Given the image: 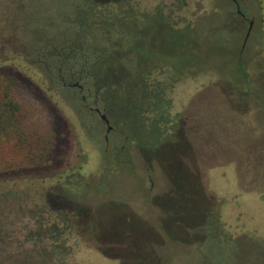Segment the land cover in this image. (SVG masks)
<instances>
[{
    "label": "rangeland",
    "instance_id": "obj_1",
    "mask_svg": "<svg viewBox=\"0 0 264 264\" xmlns=\"http://www.w3.org/2000/svg\"><path fill=\"white\" fill-rule=\"evenodd\" d=\"M131 4L0 0V264H264V0H242L246 18L229 0ZM59 32L120 52L102 64L108 144L38 61Z\"/></svg>",
    "mask_w": 264,
    "mask_h": 264
},
{
    "label": "flooded vegetation",
    "instance_id": "obj_2",
    "mask_svg": "<svg viewBox=\"0 0 264 264\" xmlns=\"http://www.w3.org/2000/svg\"><path fill=\"white\" fill-rule=\"evenodd\" d=\"M110 0H94L92 1L95 6L97 4L98 6H106V3L109 2ZM131 4V14L133 15H144V14H148V12L143 11L140 6H139V0H130ZM236 4V3H235ZM239 5V3H238ZM240 6V5H239ZM236 8H237V4H236ZM238 9V8H237ZM241 10V8H240ZM238 12V10H237ZM242 12V11H241ZM239 13V12H238ZM243 13V12H242ZM240 14V13H239ZM244 14V13H243ZM163 15V14H162ZM242 17H245L242 14H240ZM164 17V16H163ZM165 19H167V21H164L163 25L166 26L167 22H169V18L165 17ZM251 21V20H250ZM249 21V24H250ZM170 24V22H169ZM67 42L64 43V45H62L61 47H53L51 48V51L48 49L49 45L47 47H44L43 49H39L40 55L38 58V61L40 63H42L47 69H48V77L50 79L51 82H61L62 85L64 87L70 88L72 89V93L75 92L76 94L78 92H81V99L79 100L80 102V106L78 109H80L79 111H77L76 107L74 109V107L71 105L70 107L73 108V110L76 112V114L78 115V119L80 120V123L82 125V127L86 130H91L93 131V129L95 131L96 127H100L101 129L105 128V136H104V141L108 144L110 141V134L115 131V126L111 124V120L109 118V113L107 112L108 107H103V109L99 108L97 106L98 101H99V97H100V93L101 91H103V89H95L88 83V82H83V72H84V66H86L87 62L86 59L84 58V55H82V58H80L78 63L81 66L80 69L78 70H74L73 67H71L70 65H74V64H70L71 63V59H72V51H73V47H71V43L69 42L68 39H66ZM134 47L137 48L138 46V42L134 41ZM136 48H134L136 50ZM134 49H132V53H137V50L135 51ZM45 50H49V52H44ZM60 56L54 59V56ZM74 55V54H73ZM26 60L29 61H33V59L29 58L28 56L25 57ZM71 58V59H70ZM63 60H66L68 63L65 66H68L69 68L65 71H62V68L60 69L59 73L56 74V76H54V74H51L50 72H52L50 70V66L51 65H58L60 64V66H64ZM53 61L55 64H53ZM58 63V64H57ZM51 64V65H50ZM146 67V62H144V60L138 61V67ZM157 68V67H155ZM155 68H153L151 71H147V75L144 77L143 81H147L148 77L152 76V73L154 72ZM149 73V75H148ZM57 80V81H56ZM74 89V90H73ZM78 92H77V91ZM87 90L86 93L83 94V91ZM92 91H94V100L93 103L95 106L90 105V100H91V94ZM69 102V101H68ZM102 114L106 115V118L109 120V122H107L105 120V118H102ZM90 136V135H89Z\"/></svg>",
    "mask_w": 264,
    "mask_h": 264
},
{
    "label": "trees",
    "instance_id": "obj_3",
    "mask_svg": "<svg viewBox=\"0 0 264 264\" xmlns=\"http://www.w3.org/2000/svg\"><path fill=\"white\" fill-rule=\"evenodd\" d=\"M86 1L87 2L89 1L90 2V1H94V0H86ZM125 1H127V0H124V2ZM229 1L234 6L233 13H232V16L231 17L232 18H236V15L239 14L237 12L236 4L234 2H232L231 0H229ZM241 1L242 0H238V3L240 5L241 11L243 12L242 5H241ZM80 12L82 14H84L85 17H86L87 14H86V11L85 10H81ZM245 17H246V14H245ZM73 22H75L74 24L79 23L77 21H73ZM85 26H86V24H81V27L82 28H84ZM111 26L112 25L109 23L108 27H107V25L105 27H107L109 29ZM106 32H107V35L105 37L108 38L110 36V32H108V31H106ZM106 32L104 31V33H106ZM78 33L79 32L76 31L75 34L80 35ZM60 34L61 33L59 32L58 35H56V38H55L56 40L53 39V41H56V46L57 47H61L62 45H64V43L67 42V40H66L67 38H63V40L59 38L60 37ZM75 34H72L71 39H69V42L72 45L71 47H73V51L71 52L72 53V59L70 58L71 59V63L70 64H74V65H70V66L73 67L74 70L80 69L81 66L79 65V63H78L79 61H77V60H79L80 58H82V55H84V58L86 59L87 64H86V66H84V72L82 74L83 75V80L82 81L83 82H88L93 88L103 89V93L106 94L108 88L110 87V85H109L110 80H108V76H104L102 74V64H103V59H104L103 58L104 57V53H106V57L108 58V62L113 63V61H115V60H116V62L119 61L118 55H119L120 52L118 51L119 53L115 56L114 60H112L111 59V56H108L109 50L108 49H105V50L102 49L101 50L100 48H98L96 46L95 43H89L88 42V44H86L85 42H83L82 43V47H77V43L76 42H78V44H79L80 41H77L78 40V36H75ZM125 34H126V29H124V28L121 29V31L119 32V34H117V36H118L117 38H118V41L120 43H121L122 39L124 38ZM66 36H67V34H66ZM109 41L112 42L111 40H109ZM131 42H132V45H131L132 48L130 50V53H131L132 49H134V45H135L132 40L129 43H131ZM127 55H128V53H127ZM57 57H60V56H57L56 55V56H54V59L57 58ZM51 62H53V61H51ZM55 62H56V59H55ZM63 63H64V66H62V65L60 66V64H58V63H57L58 64L57 66L50 64L51 65L50 66V70L52 71L50 73L51 74H54V76H56V74L59 73V71H60L61 68H62V71L67 70L69 67L68 66H65V65L68 62L66 60H63ZM53 64H55V63L53 62ZM46 70L48 71L47 68H46ZM236 70H237L238 78L239 79H242V80L244 78V79H246V83H248L242 89L243 90V94L244 95L247 94L249 96L250 95H253V97L256 99L257 103H259L262 100V97H260V95H261L260 94L261 88H259L257 85H255L253 83H250L251 82L250 75L247 73L246 68H245V63L242 60H239L237 62V64H236ZM112 71H113V73H111V74L114 75L115 74V70L113 69ZM127 73L129 74V71ZM16 76H17V78H16L17 80L16 79L13 80V79H10V77L8 75V76H6V81L8 83L9 82H11V83L13 82V83H15L18 86H22L23 83H25V82H28V84L29 83L32 84V82L30 81V79L24 77L22 74H20V73L17 72ZM34 90H36V88H34ZM260 108L262 109V111H264V105L263 104L260 105ZM59 132L60 131L58 130L57 133H56L58 135H56V137L52 139L53 142H54V140H56L55 141L56 143L55 144H52L50 146V148H48V150L46 151V153L50 154L51 156H53L55 154L57 155L61 151V149L63 148V146H61V145L64 142V138H61V136L59 135ZM244 170L245 169H243L242 171L244 172ZM248 173H249V171H248Z\"/></svg>",
    "mask_w": 264,
    "mask_h": 264
},
{
    "label": "water",
    "instance_id": "obj_4",
    "mask_svg": "<svg viewBox=\"0 0 264 264\" xmlns=\"http://www.w3.org/2000/svg\"><path fill=\"white\" fill-rule=\"evenodd\" d=\"M231 1L237 4L238 12L244 16V14L240 10V6L238 5V0H231ZM252 27H253V20L250 21V24H249V27H248V30H247V33H246V36H245L244 45L246 44V42H247V40H248V38H249V36L251 34ZM102 118H105V120L107 122H109V120L106 118L105 114H102Z\"/></svg>",
    "mask_w": 264,
    "mask_h": 264
}]
</instances>
